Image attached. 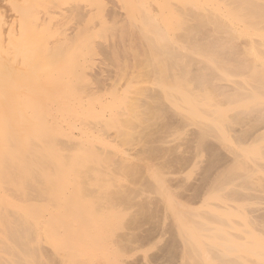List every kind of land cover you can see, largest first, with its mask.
I'll use <instances>...</instances> for the list:
<instances>
[{"label": "rangeland", "instance_id": "374dc122", "mask_svg": "<svg viewBox=\"0 0 264 264\" xmlns=\"http://www.w3.org/2000/svg\"><path fill=\"white\" fill-rule=\"evenodd\" d=\"M0 264H264V0H0Z\"/></svg>", "mask_w": 264, "mask_h": 264}]
</instances>
